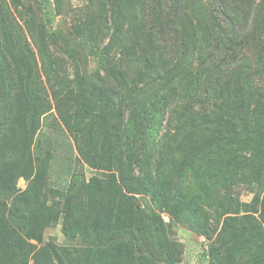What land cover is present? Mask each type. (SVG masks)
Here are the masks:
<instances>
[{
  "label": "trees",
  "instance_id": "1",
  "mask_svg": "<svg viewBox=\"0 0 264 264\" xmlns=\"http://www.w3.org/2000/svg\"><path fill=\"white\" fill-rule=\"evenodd\" d=\"M12 1L19 17L0 0V264H177L162 212L204 203L210 264H264V0H96L79 24L93 72L64 56L51 0ZM50 115L100 172L51 203L36 148ZM237 182L250 203L231 197ZM61 218L87 246L46 240Z\"/></svg>",
  "mask_w": 264,
  "mask_h": 264
},
{
  "label": "rangeland",
  "instance_id": "2",
  "mask_svg": "<svg viewBox=\"0 0 264 264\" xmlns=\"http://www.w3.org/2000/svg\"><path fill=\"white\" fill-rule=\"evenodd\" d=\"M96 0H51L47 7L52 26L59 30L62 38L61 43L65 50L64 56L71 61H84L87 70L93 72L98 66V54L92 53L85 48L81 41L88 40V28L80 29L79 24L83 25V19L87 20L90 14L96 13ZM10 6L17 17L21 15V7L16 6L14 1L8 0ZM37 13L40 15L38 8ZM26 35V33H24ZM67 43V44H66ZM66 47V49H65ZM83 64V65H85ZM55 115L45 118L41 143L36 147L37 153L47 159V181L48 190L44 198L51 203L67 196L78 182L88 181L92 176L99 175L100 172L78 158V152L73 144L71 136L58 127ZM71 143L73 144H70ZM31 179L24 176L18 180V187L27 190ZM52 189L54 192L49 191ZM219 191V190H218ZM230 195L232 198H239L245 203L253 200L254 193L249 186L243 182H237L231 187ZM225 194V190H223ZM210 201H212L210 199ZM214 205V204H213ZM213 208L208 204H202V212L197 216L186 212L182 217L171 219L166 212L162 216L167 223L169 236L177 241L178 256L180 261L177 264H210V245L213 241L211 236L203 232L199 220H204L208 224L213 222ZM244 213V211L242 212ZM62 218L48 227L45 232L47 241H53L61 245H71L76 248H83L87 243L81 236H76L73 240L68 239L62 231Z\"/></svg>",
  "mask_w": 264,
  "mask_h": 264
}]
</instances>
